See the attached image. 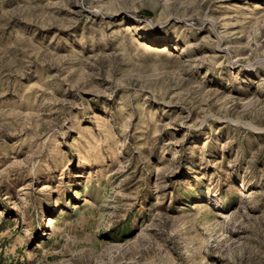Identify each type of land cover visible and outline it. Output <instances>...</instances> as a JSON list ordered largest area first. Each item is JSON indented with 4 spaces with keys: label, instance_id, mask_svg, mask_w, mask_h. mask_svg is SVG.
Here are the masks:
<instances>
[{
    "label": "rangeland",
    "instance_id": "rangeland-1",
    "mask_svg": "<svg viewBox=\"0 0 264 264\" xmlns=\"http://www.w3.org/2000/svg\"><path fill=\"white\" fill-rule=\"evenodd\" d=\"M260 40L264 0H0V264H264Z\"/></svg>",
    "mask_w": 264,
    "mask_h": 264
},
{
    "label": "bare ground",
    "instance_id": "bare-ground-1",
    "mask_svg": "<svg viewBox=\"0 0 264 264\" xmlns=\"http://www.w3.org/2000/svg\"><path fill=\"white\" fill-rule=\"evenodd\" d=\"M262 32H263V31H262ZM260 37H261V35H260ZM260 37H259V38H260ZM257 40H259V39H257ZM218 41H219V43H220L219 45H221L222 42H223V38H222L221 36H219V37H218ZM224 41H225V40H224ZM251 42H252V41H251ZM255 43H256V42H255ZM257 43H258V42H257ZM257 43H256V44H257ZM260 43L264 46V41H263V43H262V40H260ZM251 45H252V44H251ZM257 46H258V44H257ZM251 47H252V46H251ZM259 47H260V45H259ZM257 49H258V48H257ZM262 52H263V51H262ZM228 54H229V53H228ZM200 98H201V97H200ZM192 101H193V100H192ZM256 104H257V103H256ZM245 196H246V195H245ZM246 197H247V196H246Z\"/></svg>",
    "mask_w": 264,
    "mask_h": 264
}]
</instances>
